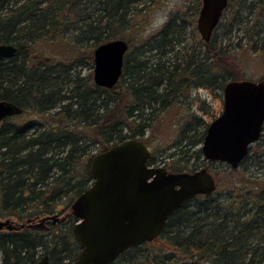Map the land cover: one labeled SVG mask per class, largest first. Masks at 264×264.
Returning <instances> with one entry per match:
<instances>
[{
  "label": "trees",
  "instance_id": "trees-1",
  "mask_svg": "<svg viewBox=\"0 0 264 264\" xmlns=\"http://www.w3.org/2000/svg\"><path fill=\"white\" fill-rule=\"evenodd\" d=\"M140 2L0 0V44L17 47L14 57L0 60V101L21 109L0 122V219L23 224L0 230V264H32L44 255L54 264L74 262L80 251L74 223L63 230L62 221H35L58 212L65 220L75 218L70 208L92 183V157L127 139L147 146L152 117L192 85L214 92L237 79L225 62L234 49L264 51V0H228L213 34L220 28L226 35L240 33L236 44H217L211 37L204 42L205 53L199 47L192 48L194 54L188 46L180 53L176 48L187 25L175 26L178 16H172L143 44L145 58L124 57L120 79L111 88L80 76L73 59L31 60V46L39 40L69 36L75 44L94 46L125 40L121 30ZM88 60L93 62L91 54ZM205 130L184 136L186 145L202 142ZM256 145L238 168L220 163L227 174L211 195L183 203L159 236L126 249L111 264H264V173L253 176L255 168L264 167V139ZM204 162L206 168L214 163ZM175 165L171 172L186 170Z\"/></svg>",
  "mask_w": 264,
  "mask_h": 264
},
{
  "label": "water",
  "instance_id": "water-1",
  "mask_svg": "<svg viewBox=\"0 0 264 264\" xmlns=\"http://www.w3.org/2000/svg\"><path fill=\"white\" fill-rule=\"evenodd\" d=\"M228 0H201L196 27L201 39L210 41ZM128 43L113 39L92 52L95 85L113 87L122 74ZM17 47L0 44V60L15 56ZM222 111L207 126L201 143L205 161L238 168L259 140L264 126V80L235 79L222 87ZM21 113L11 102L0 101V122ZM151 152L138 139H127L95 154L90 162L91 185L74 201L72 233L80 247L72 263L111 264L126 249L155 239L167 219L183 203L216 190V180L206 167L194 171L169 172L148 164ZM58 214L44 221H64ZM36 225V226H37ZM0 219V230L17 229ZM32 264H54L46 255Z\"/></svg>",
  "mask_w": 264,
  "mask_h": 264
},
{
  "label": "rangeland",
  "instance_id": "rangeland-1",
  "mask_svg": "<svg viewBox=\"0 0 264 264\" xmlns=\"http://www.w3.org/2000/svg\"><path fill=\"white\" fill-rule=\"evenodd\" d=\"M200 6L201 0H141L139 4L134 5L133 9H131V13L128 16L129 22L120 33V37L125 38L128 43V50L125 56L128 55L131 59L140 57V52L145 46L143 44L172 16H178L175 26H183L185 23L187 25L182 32L185 40L178 45L176 50L183 53L185 51L183 47L188 46V51L193 52L192 48L199 49L200 47L202 52L205 53L207 50L204 46V41L201 39L196 27ZM67 24L73 28L72 24ZM239 37L240 33L226 35L220 28L213 34L212 39L217 44L221 41L222 45H234ZM31 47L30 58L33 63H37L39 59L66 58L68 62L73 59L72 63L80 72V76H90L92 78L93 62L88 60V56L92 55L96 47L92 42L87 41L83 44H75L73 39L70 40L69 36H66L60 42L39 40L32 44ZM233 51L227 55V60L225 61L227 64H224L237 72V79L264 80V51L243 53L238 48ZM142 55L141 58H145L148 54ZM184 96L180 95L177 97L176 101L168 109L160 115L153 116L150 120L151 127L146 131L145 137L148 140L147 147L153 158L152 166H163L170 171L169 168L179 163L180 166H186L184 171L188 172H191L189 170L191 166L196 169L205 166L202 154H195L201 147L202 142L195 146H187L188 140L184 136L192 137L200 134L213 119L220 115L223 105L222 89L211 92L204 87L192 85ZM146 116L148 117V114ZM263 139L264 126L261 138L258 141ZM252 146L257 147L256 142ZM181 150L185 151L184 155L180 153ZM179 158L182 159L180 160ZM220 163L214 162L207 167L215 178L217 186L219 180L223 179L227 174L226 167ZM263 173L264 167L262 169L255 168L253 176L261 178ZM57 214L59 218L65 217L64 212H58ZM10 221L13 222L11 219ZM75 222L76 219L70 217L62 221L59 226L65 230L71 223ZM35 223L37 224L39 221L37 220ZM45 225L47 226L43 228L45 229L44 231L46 234L50 233L51 225L47 222Z\"/></svg>",
  "mask_w": 264,
  "mask_h": 264
},
{
  "label": "flooded vegetation",
  "instance_id": "flooded-vegetation-1",
  "mask_svg": "<svg viewBox=\"0 0 264 264\" xmlns=\"http://www.w3.org/2000/svg\"><path fill=\"white\" fill-rule=\"evenodd\" d=\"M168 170V169H167ZM169 172H171V171H169ZM65 219H66V216H65Z\"/></svg>",
  "mask_w": 264,
  "mask_h": 264
}]
</instances>
